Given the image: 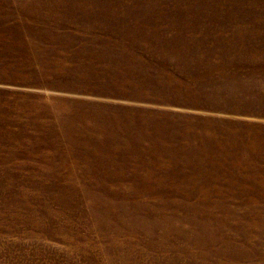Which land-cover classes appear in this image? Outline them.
Wrapping results in <instances>:
<instances>
[{
    "label": "rangeland",
    "instance_id": "obj_1",
    "mask_svg": "<svg viewBox=\"0 0 264 264\" xmlns=\"http://www.w3.org/2000/svg\"><path fill=\"white\" fill-rule=\"evenodd\" d=\"M0 264H264V0H0Z\"/></svg>",
    "mask_w": 264,
    "mask_h": 264
}]
</instances>
